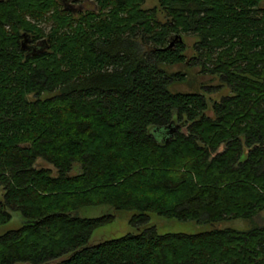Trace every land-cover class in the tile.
I'll use <instances>...</instances> for the list:
<instances>
[{
	"label": "trees",
	"instance_id": "16d2710c",
	"mask_svg": "<svg viewBox=\"0 0 264 264\" xmlns=\"http://www.w3.org/2000/svg\"><path fill=\"white\" fill-rule=\"evenodd\" d=\"M75 1L0 0V226L22 219L0 264H264V225L145 226L148 213L217 226L264 211V0H158L164 21L144 0ZM187 63L231 95L209 110L169 92L184 74L161 66ZM102 205L134 212L140 233L88 246L113 216L72 213Z\"/></svg>",
	"mask_w": 264,
	"mask_h": 264
},
{
	"label": "rangeland",
	"instance_id": "374dc122",
	"mask_svg": "<svg viewBox=\"0 0 264 264\" xmlns=\"http://www.w3.org/2000/svg\"><path fill=\"white\" fill-rule=\"evenodd\" d=\"M73 3V2H72ZM73 5L75 7H81L82 9H93V0H76ZM143 9L155 8L157 11V18L160 21H164V14L158 7V0H144ZM38 27L43 28L44 32L50 29V26L37 24ZM183 41L186 45V60L193 56L192 46L196 39L193 36H183ZM161 68L167 74L183 73L184 79L176 81L168 85V91L175 93H199L202 94L208 104L210 110L214 102L220 101L223 97L231 95L229 88L224 85L217 76L202 73L199 65L190 66L185 65H163ZM207 114H210L208 111ZM246 156V151L242 155V159ZM37 164H41L46 169L53 170V166L49 163L43 162L41 159L37 160ZM79 172L78 165L74 166L71 175H75ZM4 191L0 189V200L3 199ZM106 215H112L113 220L94 230L89 241L88 246H95L101 243L114 241L121 239L129 234H138L142 230L141 227H136L130 224V219L134 215L131 211H117L109 206H86L81 207L72 213V216L82 219H93ZM11 220L8 224L0 226V236L6 232L17 229L22 223L21 216L18 212L11 213ZM264 225V211L260 212L252 220H229L220 222L217 226L209 224H197L193 221H179L173 218L161 217L153 213L147 214L146 227H155L156 232L159 235L166 234H182L188 236L199 235L207 233L219 227L220 229H232L237 231H247L253 226Z\"/></svg>",
	"mask_w": 264,
	"mask_h": 264
},
{
	"label": "water",
	"instance_id": "95a60500",
	"mask_svg": "<svg viewBox=\"0 0 264 264\" xmlns=\"http://www.w3.org/2000/svg\"><path fill=\"white\" fill-rule=\"evenodd\" d=\"M178 37H175L174 39H177ZM180 40V39H179ZM175 129H177V127L176 126H174V128H172V130L171 131H173V130H175Z\"/></svg>",
	"mask_w": 264,
	"mask_h": 264
}]
</instances>
